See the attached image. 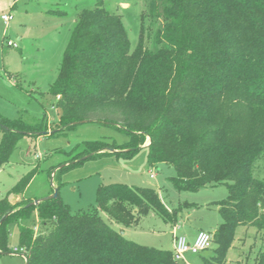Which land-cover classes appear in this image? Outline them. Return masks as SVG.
<instances>
[{"label": "trees", "instance_id": "1", "mask_svg": "<svg viewBox=\"0 0 264 264\" xmlns=\"http://www.w3.org/2000/svg\"><path fill=\"white\" fill-rule=\"evenodd\" d=\"M94 2L77 14L50 86L60 111L50 135L90 122L117 127L129 140L82 142V152L70 154L53 178L85 156L131 155L148 138V166L172 167L176 191L226 187V198L216 203L221 223L211 234L214 248L201 264H226L241 227L253 228L264 244V179L254 176L264 161V0H148L146 16L161 20L153 51L145 45L144 13L131 49L121 16L107 11L105 0ZM42 132L45 115L33 125L0 117V170L21 137ZM33 175L12 192L21 195ZM30 202L0 199V252L12 253L16 228V249L27 264L177 263L172 251L130 241L101 217L123 228L149 212L175 222L177 211H168L151 188L99 185L96 206L77 213L58 195L27 207ZM253 264H264V245Z\"/></svg>", "mask_w": 264, "mask_h": 264}, {"label": "rangeland", "instance_id": "2", "mask_svg": "<svg viewBox=\"0 0 264 264\" xmlns=\"http://www.w3.org/2000/svg\"><path fill=\"white\" fill-rule=\"evenodd\" d=\"M94 4V0H0V117L21 119L33 125L45 115L49 133L39 137L24 135L17 141L9 161L0 170V199L7 196L12 204L18 198L42 199L58 188L61 202L70 212L77 213L96 206L95 194L99 185L119 183L151 188L158 193L168 211H177L176 222L149 212L137 225L126 227V238L147 247L172 251L174 225L178 237L186 238L192 230L199 228L209 231L213 219L218 215L217 207L210 203L226 198L225 185L206 187L197 192H178L169 180L175 175L174 169L165 164L149 167L146 148L120 156L106 151L109 154L85 159L63 169L56 179L53 178L57 169L67 165L70 154L74 156L82 152V142L102 140L122 146L129 140V135L117 127L90 122L50 135L59 128L60 114L50 86L56 79L77 14L81 10L92 9ZM147 4L148 0L104 2L107 11L121 16L131 49L138 42L141 13L145 14L144 25L148 33L145 45L151 51L157 48L155 32L161 20L146 16ZM2 14L12 16L7 25L1 20ZM8 40L18 47L7 46ZM148 143L149 139L146 138L142 147ZM32 171L34 175L23 193H13V187ZM151 174L153 177H150ZM254 176L264 179V161H259L254 168ZM50 191L51 194L41 196ZM101 217L111 228H123L110 221L104 213H101ZM39 231L40 227L36 226L34 232ZM242 231L241 228L236 230L237 236L227 253L226 264H253V258L260 246L264 245L253 228L245 234ZM15 236L16 228H13L9 238L11 248L16 245ZM213 248L211 245L197 255L186 254L185 262L178 261L176 264H201V258L209 257ZM0 264L26 262L22 257L11 254L0 255Z\"/></svg>", "mask_w": 264, "mask_h": 264}, {"label": "built area", "instance_id": "3", "mask_svg": "<svg viewBox=\"0 0 264 264\" xmlns=\"http://www.w3.org/2000/svg\"><path fill=\"white\" fill-rule=\"evenodd\" d=\"M12 16L10 14H2L1 20L4 22L5 25L11 21ZM7 46L17 48V44L11 40H8L6 42ZM58 98V97H57ZM150 177H153V174L150 175ZM212 245V236L211 234L207 232L200 231L196 234L194 240L192 242H189L185 237L183 236H174L173 237V259L175 261H183L186 254L190 255H197L203 251H206L209 249ZM13 252H18L22 254V249H14Z\"/></svg>", "mask_w": 264, "mask_h": 264}, {"label": "crops", "instance_id": "4", "mask_svg": "<svg viewBox=\"0 0 264 264\" xmlns=\"http://www.w3.org/2000/svg\"><path fill=\"white\" fill-rule=\"evenodd\" d=\"M204 189V188H203ZM52 192L50 191V192H45V193H43V195H41L42 197L43 196H46V195H49V194H51ZM44 194H46V195H44ZM19 199L20 198H18L17 199V201H19ZM30 200H34V199H30ZM16 201V202H17ZM217 203V202H216ZM216 203L214 202V203H210V204H215V206H216ZM219 215V214H218ZM218 215L213 219V221H212V224L210 225L211 227H210V229H209V231H204V230H202V229H200L199 228V230H192V232L190 233V234H188L187 236H186V239L189 241V242H192L193 240H194V238H195V236H196V234L198 233V232H200V231H203V232H207V233H209V234H212L215 230H216V228L218 227V225L221 223V218H219L218 217ZM175 222H176V220H175ZM175 224V223H174ZM127 229L128 228H120V230H122V233H123V235H124V237L126 238V232H127ZM241 229L243 230L241 233H243V234H245V233H247L248 231H249V229H246V228H243V227H241ZM175 233H176V225H174L173 226V234H172V236L174 237V236H176L175 235ZM16 235H17V231H16ZM237 236V235H236ZM235 236V237H236ZM173 237H172V239H173ZM184 237V236H183ZM16 236L14 237V240H15V242H16V245L15 246H13V248H12V253H10V254H0V255H11V254H15L16 256H20V257H22L23 258V260L25 261V258H24V256L22 255V254H20V253H18V252H13V250L14 249H16V247H17V241H16ZM127 239V238H126ZM172 244H173V242H172ZM172 250H173V247H172ZM190 255V254H189ZM183 262H185V259L183 260ZM200 263H201V260H200ZM226 263H227V261H226Z\"/></svg>", "mask_w": 264, "mask_h": 264}, {"label": "water", "instance_id": "5", "mask_svg": "<svg viewBox=\"0 0 264 264\" xmlns=\"http://www.w3.org/2000/svg\"><path fill=\"white\" fill-rule=\"evenodd\" d=\"M40 135L39 136H43V135H47V134H49L48 132H42V133H39ZM28 135V134H27ZM146 146H148V145H146ZM146 146H143V148L144 147H146ZM89 156H86V157H84V158H82L83 160H85V159H87ZM57 195H58V190L56 189V188H54L53 189V193L51 194V195H49V196H47V197H44V198H42V199H35V200H33L32 202H30L28 205H27V207H29V206H36V205H38L40 202H43V201H47V200H50V199H55L56 197H57ZM6 217V216H5ZM0 223H1V221H0ZM0 254H6V253H2V252H0ZM25 262H26V259H25ZM27 264V263H26Z\"/></svg>", "mask_w": 264, "mask_h": 264}]
</instances>
